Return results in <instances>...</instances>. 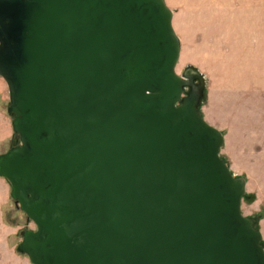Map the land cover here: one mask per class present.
I'll return each instance as SVG.
<instances>
[{
  "label": "water",
  "instance_id": "water-1",
  "mask_svg": "<svg viewBox=\"0 0 264 264\" xmlns=\"http://www.w3.org/2000/svg\"><path fill=\"white\" fill-rule=\"evenodd\" d=\"M163 0H0V153L31 264H264ZM190 84V83H189ZM15 139L13 140V143Z\"/></svg>",
  "mask_w": 264,
  "mask_h": 264
},
{
  "label": "rangeland",
  "instance_id": "rangeland-1",
  "mask_svg": "<svg viewBox=\"0 0 264 264\" xmlns=\"http://www.w3.org/2000/svg\"><path fill=\"white\" fill-rule=\"evenodd\" d=\"M163 2L170 11L171 28L180 46L178 60L173 69L178 76L190 83L184 85L182 97L192 87L199 90L197 109L200 115L211 126L218 125L215 128L223 135L219 155L234 175L249 174L251 178L247 179L251 184L254 167L249 164L248 155L253 157L264 154V147H242L241 151L245 150L243 154L239 147H224V136L233 121V113L245 117L244 114L257 110L260 119L264 116V0ZM251 75L259 79L258 87L254 84L244 86L246 84L243 81L249 82ZM234 79L241 84L234 83ZM3 98L6 101V105L2 104L5 110L8 95L5 93ZM251 101L258 104L250 103ZM263 122L262 120L261 123ZM13 137L15 142L8 147H0V153L13 144H19L15 132ZM255 172L257 173L256 170ZM12 202L21 215L18 234L20 241V233L34 230L35 225L18 209L13 200ZM258 206L256 194L245 189L241 199V213L252 219L253 227L260 231L264 207L261 204ZM260 244L264 248V238H261Z\"/></svg>",
  "mask_w": 264,
  "mask_h": 264
},
{
  "label": "crops",
  "instance_id": "crops-1",
  "mask_svg": "<svg viewBox=\"0 0 264 264\" xmlns=\"http://www.w3.org/2000/svg\"><path fill=\"white\" fill-rule=\"evenodd\" d=\"M239 77L240 75H238L237 78ZM248 81L249 82H247V80L246 82L243 81V83L246 84L244 86L248 87L254 84L255 87H258L260 84L258 82L259 79H256L255 75H251ZM233 82L241 84L237 79H234ZM5 89L6 85L0 78V95L2 97H0V147H8L14 140L13 131L11 129V117L7 114L6 108L5 110L3 109L2 105L3 103L6 105V101H4L3 98L5 93L7 96V90ZM250 103L257 102L251 101ZM244 115L245 117H242V115L233 113V121L230 123L227 133L224 136V147H239V151L243 152V154H245V150L241 151L243 150L242 147H264V122L261 123L262 120L264 121V116L260 119L257 110ZM214 127H218V125ZM219 127L224 126L219 125ZM248 161L250 165L253 164L254 175L252 177L253 183L251 184L250 180L247 179L249 174H245V177L243 176L245 178V189L256 194L259 204L258 207H260V204L264 207V154L261 153L259 156L254 155L253 157L248 155ZM9 192L8 182L0 176V264H30L27 256L16 250V246L19 242V219L21 215L14 206ZM260 225V232L263 239L264 218L260 221Z\"/></svg>",
  "mask_w": 264,
  "mask_h": 264
}]
</instances>
